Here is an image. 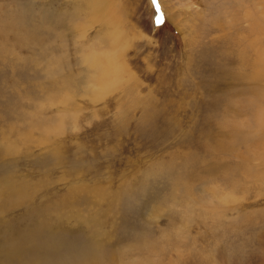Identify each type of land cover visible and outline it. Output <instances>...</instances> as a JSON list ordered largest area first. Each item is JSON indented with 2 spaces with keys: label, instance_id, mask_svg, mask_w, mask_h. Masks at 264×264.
I'll use <instances>...</instances> for the list:
<instances>
[{
  "label": "rangeland",
  "instance_id": "rangeland-1",
  "mask_svg": "<svg viewBox=\"0 0 264 264\" xmlns=\"http://www.w3.org/2000/svg\"><path fill=\"white\" fill-rule=\"evenodd\" d=\"M160 4L0 0V264H264V0Z\"/></svg>",
  "mask_w": 264,
  "mask_h": 264
},
{
  "label": "bare ground",
  "instance_id": "bare-ground-1",
  "mask_svg": "<svg viewBox=\"0 0 264 264\" xmlns=\"http://www.w3.org/2000/svg\"><path fill=\"white\" fill-rule=\"evenodd\" d=\"M201 2H205V0H201ZM102 62H100V65H102L101 64ZM105 70H106V76H105V78H104V84L105 85H109L112 81H113V83L114 82H116V79H117V75H116V72H117V70H116V65H114L113 63H112V61H106L105 62ZM118 68V67H117ZM111 85V84H110Z\"/></svg>",
  "mask_w": 264,
  "mask_h": 264
},
{
  "label": "snow or ice",
  "instance_id": "snow-or-ice-1",
  "mask_svg": "<svg viewBox=\"0 0 264 264\" xmlns=\"http://www.w3.org/2000/svg\"><path fill=\"white\" fill-rule=\"evenodd\" d=\"M152 4L155 7L154 25L156 27H160L165 23V14L161 9L160 0H152Z\"/></svg>",
  "mask_w": 264,
  "mask_h": 264
}]
</instances>
